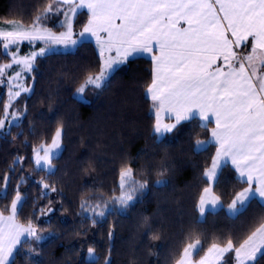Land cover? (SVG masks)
<instances>
[{
	"label": "snow or ice",
	"instance_id": "obj_1",
	"mask_svg": "<svg viewBox=\"0 0 264 264\" xmlns=\"http://www.w3.org/2000/svg\"><path fill=\"white\" fill-rule=\"evenodd\" d=\"M81 16L86 20L80 21L81 30L76 32ZM46 22H55L62 31H54ZM5 24L7 27H0V44L10 62L0 64V86L7 89L6 99L0 96V135H12V127H19L26 118L28 105L21 106L20 98L22 93L33 91L26 83L28 79L35 82L40 58L59 54L61 47L75 49L94 39L99 50L98 71L85 77L74 96L83 98L89 88L103 91L119 66L147 59L151 78L145 98L154 115L153 141L162 143L168 134L189 124L194 154L215 149L202 170L203 187L195 204L199 215L204 217L209 210L223 208L216 185L228 167L241 186L231 194L228 215L242 214L253 202L264 207V0H49L42 11L38 8L30 24L22 20H6ZM25 41L31 51L21 55ZM63 134L64 125L57 122L50 142L44 140L32 147L33 172L44 173L35 181L43 197L60 195L51 177L57 171L55 162L62 151ZM24 143L27 145V140ZM23 160L17 157L11 171L17 164L22 167ZM90 169L89 164L85 174ZM168 172V165L161 163L155 169L152 186L166 187ZM150 176L151 171L137 173L132 162L122 161L118 187L107 197L102 192L82 196L76 216L95 227L109 215L128 211L149 190ZM28 179L21 178L10 207L0 210V264H17L22 254L25 264H44L41 242L58 238L55 232L43 235L44 229L36 223L39 217L55 212L52 199L40 210L39 217L34 211L23 222L19 219L26 203L20 188ZM2 180L0 198L7 199L10 177L5 174ZM143 223L152 240L161 239L147 217ZM114 234L109 227L110 245ZM85 244L82 239L80 251ZM101 259L103 264H112L111 247L102 258L94 245L87 244L84 264H101ZM262 262L264 217L246 236L216 237L206 248L203 239L190 236L173 258V264Z\"/></svg>",
	"mask_w": 264,
	"mask_h": 264
},
{
	"label": "trees",
	"instance_id": "obj_2",
	"mask_svg": "<svg viewBox=\"0 0 264 264\" xmlns=\"http://www.w3.org/2000/svg\"><path fill=\"white\" fill-rule=\"evenodd\" d=\"M48 2L0 0V25H5L6 20L30 24L38 8L42 11V6ZM85 20L86 16L78 18L75 31L81 30L80 21ZM46 23L54 31H62L55 27V22ZM58 53L40 58L38 71L34 73L35 82L27 80L33 91L20 98L21 106L28 105L26 118L19 127H12V135H0V188L4 187L2 177L5 174L10 177L8 198H0V210L10 207L16 185L25 176L29 179L20 188L26 200L19 217L22 222L34 211L39 217L48 199L54 201L55 212L36 221L44 229L43 235L55 232L58 237L41 242L44 264H84L87 244L94 245L102 258L111 247L112 264H173V258L190 236H199L206 248L213 238L243 237L258 226L260 218L264 217V207L257 202L238 216L231 217L227 213L231 194L241 187L230 167L223 170L216 185L223 208L208 212L203 220L200 219L195 204L203 187L202 170L210 163L215 149L194 154L189 143L192 129L189 124L168 134L162 143L153 141L154 115L145 98V87L151 78L150 61L140 58L123 65L114 72L103 91L89 88L86 93L89 102H85L74 94L89 73L98 71L99 53L94 43L86 41L72 52ZM9 62L10 57L3 53L0 44V64ZM6 93V87L0 86V96L6 99ZM57 122L64 125L63 151L55 162L57 171L51 181L60 189V195L51 193L43 197L35 181L44 173L33 172L32 147L44 140L50 142ZM201 138H204L202 133ZM17 157L24 158L22 167L17 164L15 171H11ZM124 160L132 162L137 173L151 171L149 190L126 212L109 215L95 227L90 221L82 223L76 216L82 196L102 192L107 197L118 187L119 169ZM161 163L168 165V184L153 187L155 169ZM89 164L90 172L85 174L84 168ZM145 217L153 231L161 235L160 240L151 239L143 223ZM109 227L115 233L111 245L107 237ZM76 232L82 235L77 236ZM82 239L87 244L80 251ZM17 264H25L23 254L18 257Z\"/></svg>",
	"mask_w": 264,
	"mask_h": 264
},
{
	"label": "rangeland",
	"instance_id": "obj_3",
	"mask_svg": "<svg viewBox=\"0 0 264 264\" xmlns=\"http://www.w3.org/2000/svg\"><path fill=\"white\" fill-rule=\"evenodd\" d=\"M0 27H7V25L5 24V25H0ZM80 30H77L76 32H79ZM37 46H40L39 45V42H37ZM76 49V48H75ZM75 49H67V50H65V49H63L62 47L61 48H59L58 49V52H72V51H74ZM13 51L15 50L14 48L12 49ZM31 51V46H29L28 45V43L25 41L24 43H22V45H21V48H20V54L21 55H24V54H27V53H29ZM17 71H19L20 69H16ZM9 74H12V72H11V70H9ZM26 86H28L27 85V83H26ZM29 87V86H28ZM28 94H30V93H27V95ZM22 95H24V93H22ZM78 99H80V100H82V101H85V102H89V99L84 95L83 96V98H81V97H78ZM62 151H63V147H62ZM62 151L59 153V155L58 156H60V154L62 153ZM220 209H217V210H215V211H211V210H209L208 212H216V211H219ZM207 212V213H208ZM207 213H206V215H207ZM205 215V216H206ZM200 216V215H199ZM205 216L204 217H201L200 216V219L201 220H203L204 218H205Z\"/></svg>",
	"mask_w": 264,
	"mask_h": 264
},
{
	"label": "crops",
	"instance_id": "obj_4",
	"mask_svg": "<svg viewBox=\"0 0 264 264\" xmlns=\"http://www.w3.org/2000/svg\"><path fill=\"white\" fill-rule=\"evenodd\" d=\"M86 11V10H85ZM88 41H91V42H93L94 43V45H95V47H96V49H97V51H98V53H99V50H98V48H97V46H96V42H95V40L94 39H89ZM123 65H121V66H119L117 69H119L120 67H122ZM87 91H88V89H86V91H85V96H86V93H87Z\"/></svg>",
	"mask_w": 264,
	"mask_h": 264
}]
</instances>
